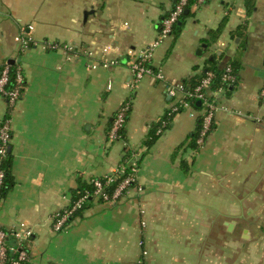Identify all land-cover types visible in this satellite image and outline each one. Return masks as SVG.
<instances>
[{"label": "crops", "instance_id": "1", "mask_svg": "<svg viewBox=\"0 0 264 264\" xmlns=\"http://www.w3.org/2000/svg\"><path fill=\"white\" fill-rule=\"evenodd\" d=\"M245 1L191 7L151 59L164 79L131 86L128 62L156 39L174 0H0V69L19 65L24 86L10 113L14 186L0 201V227L31 231L32 264H264V0L250 13ZM104 57L115 63L102 67ZM208 62L220 71L236 62L237 85L218 94L223 108L192 149L202 104L169 115L166 87ZM127 101L123 136L111 142ZM7 114L0 97V123ZM126 153L134 185L54 230L76 179L113 174Z\"/></svg>", "mask_w": 264, "mask_h": 264}, {"label": "built area", "instance_id": "2", "mask_svg": "<svg viewBox=\"0 0 264 264\" xmlns=\"http://www.w3.org/2000/svg\"><path fill=\"white\" fill-rule=\"evenodd\" d=\"M189 0H178L172 7L171 11L164 17L161 22L160 31L157 34V37L147 46L140 49L136 55L128 62L129 71L132 76L131 86H136L144 77H151L153 80H163L164 75L161 70L154 69L150 62L153 57L155 50L159 45L168 37L172 35L173 25L179 20L180 16L186 9V5ZM206 0H196L197 5H203ZM194 5V6H195ZM28 35V34H27ZM30 38L22 36L20 42L23 46H27ZM42 46L46 48H56L57 45L54 43L43 42ZM63 50L67 54L73 53L72 48L68 45L63 46ZM115 62L109 58H102L101 65L102 67H108ZM15 65V64H14ZM10 66L11 64L5 63L0 69V97L4 98L7 102L8 114L0 123V165L1 158L7 152L10 138H11V119L10 113L15 107L17 101L20 99L23 91V74L21 67L15 65L14 69V82L12 86L8 87L10 81ZM213 72L209 71L201 79L200 83L194 91L184 92V85L182 83L171 81L166 87L167 94L175 99V103L171 107V113L178 112L181 109L188 108L192 105L194 100L202 101V114L200 120V132L197 138L196 143L201 145L211 131L213 125V119L215 112L223 108L217 102L218 94L224 91V87H219L217 91L211 92L210 97L204 92L206 88L209 87L212 79ZM236 74L231 66V64H226L221 72V82L227 86H232L236 82ZM110 88V86H108ZM130 110V102H124L120 108L117 110L114 119L111 123L110 129L108 131V140L113 142L120 138V132L123 129L128 112ZM166 118L161 120V126H165ZM157 132H160L158 129ZM130 164L129 173L120 180L119 184L114 189L111 196H108L104 193V186L113 182L116 178L126 173L125 166L119 165L116 171L111 174L102 177L104 181L102 182L101 178H94L91 180L94 186L93 197L94 199L102 198L105 203L114 204L120 198L122 193L129 188V185L135 182V174L137 172L136 163ZM3 180V170L0 168V187ZM85 197H82L69 205L56 217L53 228L56 231H61L65 228V224L69 217L81 207L84 202ZM1 201V199H0ZM31 237V231L24 225L19 224L15 228L6 230L0 227V264H32L31 258L28 252V244L26 241ZM8 238H11V242L7 241ZM142 244V243H140ZM145 251L143 255L145 256ZM13 255V256H12Z\"/></svg>", "mask_w": 264, "mask_h": 264}, {"label": "trees", "instance_id": "3", "mask_svg": "<svg viewBox=\"0 0 264 264\" xmlns=\"http://www.w3.org/2000/svg\"><path fill=\"white\" fill-rule=\"evenodd\" d=\"M178 0H174V4L177 2ZM245 6H246V10L248 13H250L253 10L254 7V2L255 0H246L245 1ZM196 4V0H189L187 5H186V9L188 10L191 9V7H193ZM184 10V11H185ZM186 18V14H184V12L182 13V15L180 16L179 20L173 25V29H172V35L176 36L178 35V33L181 31L183 22ZM245 29V26L242 25L238 28L237 31H240V33L242 32V30ZM239 33V34H240ZM231 66L233 67V69L235 70V74L237 76V71H238V64L236 62H232ZM15 65L11 64L10 66V81L8 83V87L12 86L13 82H14V68ZM213 72L214 76L213 79L209 85L208 88L205 89V93L210 97V93L217 91L219 89V87H224V92L226 91L227 94L231 93L233 91V89L236 87L237 83L233 84L232 86H227L225 84H223L221 82V72L217 67H216V63H210L208 62V66L206 68H204V70L195 73L193 76L189 77L184 83V92H192L194 91V89L196 88V86L199 85L201 79L206 75L207 72ZM192 106H194L195 108L200 109L201 106H196V100H194L192 102ZM127 119V118H126ZM165 119V117H164ZM163 120V118L161 119ZM161 120L159 122H157V124L155 126H153V129L151 131V134L149 135V137L144 140V144L147 147H150L153 142L155 141V139L157 138V130L160 127L161 124ZM200 128L201 125L200 123L197 125V128L195 130V132L193 134H191V136L189 137V141L187 144V147L189 148H197V138L199 136V132H200ZM123 129L120 132V137L123 136ZM132 155H129V153H126L124 158H123V162L122 165L125 166V170L126 173L121 175L120 177L116 178L113 182H111L110 184L104 186V193L107 194L108 196H111L114 189L116 188V186L119 184L120 180L122 178H124L129 172L130 170V164H128L129 162V157ZM136 163V162H135ZM137 165V164H136ZM11 166H12V156H11V151H7L5 153V155L1 158V165L0 168L3 170V180H2V184L0 187V199H4L5 196L7 195V193L11 190V188L14 186V179L11 173ZM182 168L184 171H188V166H185L184 163H182ZM102 182L104 181L103 178L100 179ZM134 182L131 183L129 185V187L133 186ZM93 191H94V186L93 183L90 182H86L84 181L81 177H78L76 179V185L75 187L71 190V204L74 203L75 201H77L78 199L85 197L83 204L81 205L80 208H78L70 217L69 219H71L74 216H78L81 215L82 212L91 204L92 200H94L93 197ZM123 194V193H122ZM98 202L103 203L105 202L101 197L97 199ZM70 204V205H71ZM68 219V220H69ZM7 241L10 243L11 242V238H8ZM13 256V255H12Z\"/></svg>", "mask_w": 264, "mask_h": 264}, {"label": "water", "instance_id": "4", "mask_svg": "<svg viewBox=\"0 0 264 264\" xmlns=\"http://www.w3.org/2000/svg\"><path fill=\"white\" fill-rule=\"evenodd\" d=\"M184 14H188V10H185V11H184ZM10 63L13 64V61L10 62ZM201 103H202L201 100H196V106H200ZM7 151H8V152L10 151V146H8Z\"/></svg>", "mask_w": 264, "mask_h": 264}]
</instances>
